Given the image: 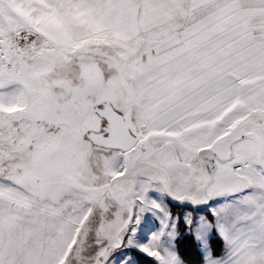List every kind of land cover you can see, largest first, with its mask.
Here are the masks:
<instances>
[{"label": "snow or ice", "instance_id": "6c2138e0", "mask_svg": "<svg viewBox=\"0 0 264 264\" xmlns=\"http://www.w3.org/2000/svg\"><path fill=\"white\" fill-rule=\"evenodd\" d=\"M0 264H264V0H0Z\"/></svg>", "mask_w": 264, "mask_h": 264}]
</instances>
